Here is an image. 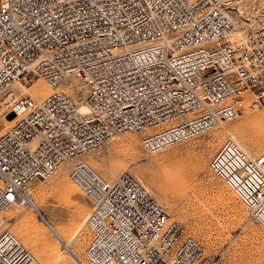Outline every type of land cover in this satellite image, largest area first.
Masks as SVG:
<instances>
[{
    "label": "built area",
    "instance_id": "built-area-1",
    "mask_svg": "<svg viewBox=\"0 0 264 264\" xmlns=\"http://www.w3.org/2000/svg\"><path fill=\"white\" fill-rule=\"evenodd\" d=\"M244 1L0 0V101L20 79L82 86L11 106L16 123L0 135V264H40L3 216L33 205L34 184L64 165L91 203L82 264H220L140 180L105 181L84 158L126 134L157 155L238 120L243 102L262 108L264 19L236 22ZM210 170L264 230V153L228 139Z\"/></svg>",
    "mask_w": 264,
    "mask_h": 264
},
{
    "label": "rangeland",
    "instance_id": "rangeland-1",
    "mask_svg": "<svg viewBox=\"0 0 264 264\" xmlns=\"http://www.w3.org/2000/svg\"><path fill=\"white\" fill-rule=\"evenodd\" d=\"M31 80L40 81L37 90L40 98L48 94L44 81L49 83L44 78L33 77ZM60 92L66 91L62 88ZM27 95L19 93V96ZM248 105L243 102L242 116L225 125L231 130H241L243 134L238 141L252 155L260 156L264 153V106L251 111ZM8 110H3L0 105V135L13 127L9 128L6 121L10 118L6 115ZM228 139L222 125L151 156L144 151L138 134H126L84 159L108 182L125 173L139 178L166 207L171 222L183 224L203 245L207 255L216 258L220 264H264V230L251 220L249 210L210 170L211 158ZM103 165L111 167L116 176L110 175ZM36 188L46 192L43 198ZM31 198L37 202L44 218L59 227L67 237L91 212L88 197L72 182L68 169L57 172L47 182L34 184ZM5 219L9 221L11 232L41 264H50V260L62 250L63 246L30 208L11 209ZM23 220L30 222L38 232L42 240L39 248L25 237L21 228ZM88 239L82 229L79 241L71 246L82 260ZM70 261L67 259L63 264H70Z\"/></svg>",
    "mask_w": 264,
    "mask_h": 264
},
{
    "label": "bare ground",
    "instance_id": "bare-ground-1",
    "mask_svg": "<svg viewBox=\"0 0 264 264\" xmlns=\"http://www.w3.org/2000/svg\"><path fill=\"white\" fill-rule=\"evenodd\" d=\"M244 2H245V4L240 3L237 6V8H236V10H237L236 13H233L232 18L236 22H238L239 24L245 25V24H247L248 20H250L251 22H257L258 19H264V16H262V14H264V0H248V1H244ZM261 11H262V14H261ZM255 18H258V19H255ZM39 83H40V81L39 82H34L31 79H20V80H18V81H16L14 83V85L12 87V91H11V96L10 97H6L2 101H0V105H1V107H3V110L5 108L9 109L8 113L6 114L7 116H10V118L6 119V121L8 122L9 128L14 126L15 123H16V115L14 114V112L11 111V106H12L13 102L20 97L19 93H21V94L23 93V95L28 94L27 96L32 97L33 99H35L37 101H43V100L51 97L55 93L60 92V89H62V88L65 89L66 92H73V93L79 92V91L82 90V86L80 84H78V83H73L69 87H58V88H55V87L47 84L44 81V83L47 86L49 92H48V94L46 96L40 98L37 95V90H38V87L40 85ZM15 89H17L18 91H16ZM55 90L57 92H54ZM81 109H82L83 112H89V110H90V108H89V106H88V104L86 102H82ZM13 115L15 117L11 119V117ZM225 124L226 123H223L220 126L224 125L227 138L237 141L248 153H250L249 150L240 141H238V139H240V136L243 134L241 132V130H236V131L235 130H231L228 127H226ZM117 139H115V140H117ZM100 164H103V162L101 161ZM103 166H104L105 170H107L109 172L110 175L116 176V174L114 173V171L112 170L111 167H108L106 165H103ZM90 167H92L93 170L100 176V174L97 172V170L92 165H90ZM65 170H67V166L66 165H64L62 168L59 169V171H65ZM100 177L102 179H104L103 176H100ZM119 177H117V178H119ZM137 179L140 180L139 178H137ZM38 192L40 193L42 198L46 194V192L41 191V190L40 191L38 190ZM32 202H33V205H31L29 208L34 212V214L39 216L44 228L46 230H48V232H50V234L63 246V248H62V250H60L58 256H56V257H54V259L50 260V264H60V262H62V264H63V262L66 261L67 259L71 260L70 264H82L81 261H83V260H82L81 256L78 253H76L73 249H71V246L75 242L77 243L79 241V238H80L81 233H82V229L84 227V224H85L86 219L88 218L90 212L86 215V217L84 219H82L81 223L78 225V227L76 228L74 233L70 237H67L66 235H64L61 232L59 227H56V226L52 225L48 220H46L44 218V216L42 215V213H41V211H40V209L38 207V204L35 201V199L34 200L32 199ZM17 209H19V208H17ZM3 217L5 218V215ZM21 228H22V231H24L25 237L32 244H34L36 247L39 248L40 244H42V240L39 237L38 232H36V230L33 229L32 224L30 222L26 221V220H23L22 223H21ZM21 244H22V242H21ZM22 245L25 247V249L27 251H29L36 258V255L31 250H28V248L24 244H22ZM37 261L41 264V262L38 259H37Z\"/></svg>",
    "mask_w": 264,
    "mask_h": 264
},
{
    "label": "water",
    "instance_id": "water-1",
    "mask_svg": "<svg viewBox=\"0 0 264 264\" xmlns=\"http://www.w3.org/2000/svg\"><path fill=\"white\" fill-rule=\"evenodd\" d=\"M14 117H15V116L13 115V116L11 117V119L14 118Z\"/></svg>",
    "mask_w": 264,
    "mask_h": 264
}]
</instances>
